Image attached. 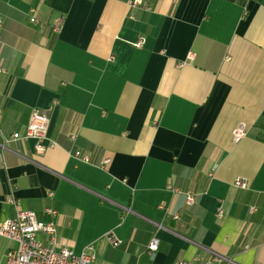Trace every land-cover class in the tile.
I'll use <instances>...</instances> for the list:
<instances>
[{
	"label": "crops",
	"instance_id": "obj_1",
	"mask_svg": "<svg viewBox=\"0 0 264 264\" xmlns=\"http://www.w3.org/2000/svg\"><path fill=\"white\" fill-rule=\"evenodd\" d=\"M143 1L0 0V128L49 116L43 154L0 156V226L13 196L55 209L61 244L94 245L95 264H264V0ZM15 246L0 238V264Z\"/></svg>",
	"mask_w": 264,
	"mask_h": 264
},
{
	"label": "built area",
	"instance_id": "obj_2",
	"mask_svg": "<svg viewBox=\"0 0 264 264\" xmlns=\"http://www.w3.org/2000/svg\"><path fill=\"white\" fill-rule=\"evenodd\" d=\"M131 10L142 8L150 10L149 6L143 0H129ZM37 9L32 10V22H37ZM133 17V16H132ZM2 20L0 19V26ZM145 43V38L141 37L133 44L136 48H141ZM49 130L48 114L38 108L31 112L30 121L27 132L24 136L19 133L5 134L0 128V156L3 157L8 151V145L12 142L32 140L34 142V150L37 154H43L47 149L44 145L47 140ZM247 136L246 124H241L232 132L234 142H239ZM69 139L72 142L77 140L76 133H70ZM264 140V133L262 134ZM56 146V142L51 141L49 147ZM71 155L85 163H92L91 158L80 150L71 152ZM111 159L107 158L103 162L97 164L98 167L105 169L110 165ZM236 188L247 189L248 183L240 178L234 182ZM171 188V187H170ZM195 194L193 192L186 193V202L188 205L195 203ZM8 202L15 207V216L5 220L0 226V238H6L16 243L14 248L7 252L8 264H95L97 255L94 245L87 246L81 254H76L68 246H64L60 242L58 235V212L47 207L43 214L46 218H40L39 215L32 210H25L20 207L18 201L13 197H8ZM256 206L249 208L250 214L255 213ZM222 208L219 209V215H223ZM175 220H180L181 215L173 214ZM45 236L47 241L40 238ZM114 247H119L121 242L115 238L111 239ZM160 240L153 237L148 244L147 253L152 255L159 250ZM227 259L215 255L207 264H225ZM178 264H191L190 262H180Z\"/></svg>",
	"mask_w": 264,
	"mask_h": 264
}]
</instances>
